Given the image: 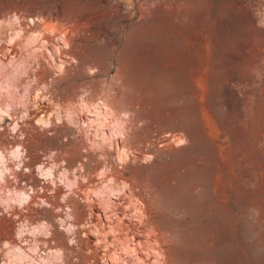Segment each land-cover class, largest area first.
<instances>
[{
    "label": "rangeland",
    "instance_id": "374dc122",
    "mask_svg": "<svg viewBox=\"0 0 264 264\" xmlns=\"http://www.w3.org/2000/svg\"><path fill=\"white\" fill-rule=\"evenodd\" d=\"M13 12L72 28L68 53L78 63L54 82V99L74 102L88 88L91 98L107 92L119 113L131 114V145L155 159L128 164L119 179L146 204L145 227L155 228L168 264H264V0H0V17ZM41 63L36 75L47 82L52 72ZM28 74L12 77L15 97L2 94L14 118L30 115L22 139L11 134L12 119L0 126L1 146L27 149L31 171L19 172L20 186L41 184L35 166L50 151L69 168L86 157L94 175L98 154L84 153L75 128L36 125L37 112L20 99ZM166 133L188 144L167 145ZM62 189L48 194L53 207L31 205L20 218L0 207V260L3 242L27 218L53 225L49 242L66 251L67 264H101L95 237L80 229L70 245L56 221ZM68 204L78 225L100 213L77 196ZM124 223L125 235L145 230Z\"/></svg>",
    "mask_w": 264,
    "mask_h": 264
},
{
    "label": "bare ground",
    "instance_id": "6f19581e",
    "mask_svg": "<svg viewBox=\"0 0 264 264\" xmlns=\"http://www.w3.org/2000/svg\"><path fill=\"white\" fill-rule=\"evenodd\" d=\"M72 34L69 26L43 15L25 17L13 12L0 17V126L6 123V119H12L9 125L11 134L18 139L24 138L22 124L27 125L30 115L24 110L14 118L13 103L5 100L2 94L6 92L7 96H14L10 91L12 77L18 74L25 77L29 71L32 75L28 74L29 79L21 83L20 99L29 101L37 112L36 125L42 130L62 125L75 128L85 142L84 153L96 152L101 167L94 175H89L86 157L85 163L82 161L75 168H69L67 161L57 160L56 151H50L44 161L35 166L41 184L38 187L29 184L24 188L19 183V172L25 168L26 172L31 171L26 166L27 149L21 143L0 145L2 213L20 218L21 212H27L31 205L51 208L53 204L48 194L63 188L60 205L55 208L59 214L56 221L68 236L70 245L77 243V231L82 229L96 238L95 246L102 248L101 264H168L155 228L145 227L148 218L146 204L136 194L132 183L119 179V170L128 164L137 160L147 164L155 159V154L148 153V149L142 152L131 145L134 125L131 114L119 113L111 105L107 92L91 98V90L84 88L74 102H62L52 97L54 82L64 76L70 66L78 63L68 53L72 48ZM41 62L52 72L47 82H40L36 75ZM165 137L167 145L174 143L180 147L188 144L187 139L173 133H166ZM110 157L114 163L110 162ZM45 185H50V189ZM73 196L80 197L89 209L98 208V217L90 212L85 223L76 224L74 209L68 204ZM126 219L145 230L136 235H125L131 231L124 226ZM53 230L48 221L33 223L27 218L21 219L15 239L2 244L0 264H67L66 251L49 242ZM82 235L87 236V232Z\"/></svg>",
    "mask_w": 264,
    "mask_h": 264
}]
</instances>
